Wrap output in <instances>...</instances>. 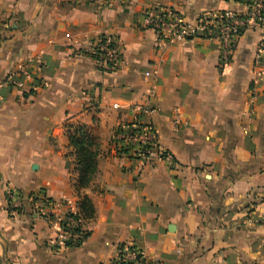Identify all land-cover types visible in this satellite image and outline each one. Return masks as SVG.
Segmentation results:
<instances>
[{
    "label": "crops",
    "instance_id": "0c3cea01",
    "mask_svg": "<svg viewBox=\"0 0 264 264\" xmlns=\"http://www.w3.org/2000/svg\"><path fill=\"white\" fill-rule=\"evenodd\" d=\"M157 6L187 21L241 10L223 0H0V264H117L121 247L143 255L131 264H264L259 33L244 31L221 65L210 40L158 47L142 25V12ZM102 37L119 44L115 71L91 57ZM22 74L19 90L10 80ZM146 103L148 118L139 112ZM136 116L152 124L172 164L118 150L116 130ZM77 124L97 143L96 171L79 197L66 133ZM7 188L24 201L16 215ZM37 192L52 202L49 220L30 211L26 199ZM83 197L94 211L79 217L87 237L53 245L56 221L78 215Z\"/></svg>",
    "mask_w": 264,
    "mask_h": 264
},
{
    "label": "built area",
    "instance_id": "2783aa9c",
    "mask_svg": "<svg viewBox=\"0 0 264 264\" xmlns=\"http://www.w3.org/2000/svg\"><path fill=\"white\" fill-rule=\"evenodd\" d=\"M238 5L241 10H224L200 13L193 21L185 20L178 12L166 7H149L142 12V25L153 32L157 46L167 49L185 40L204 39L219 45L220 64L228 62L240 35L246 30H257L259 40L254 54V78H262L261 68L264 57V0H223ZM91 54L96 66L100 69L115 71L121 65V51L119 44L110 37H102L92 45ZM154 73L150 70L144 72V78L152 79ZM21 80H10L11 86L23 89L26 85L24 74ZM33 87V86H32ZM115 108H118L115 105ZM139 112L143 117H150L154 109L149 103L142 105ZM118 150H128L129 153L144 163H154L163 160L172 164L169 155L164 154L156 145V132L151 123H132L130 127L121 129L116 135ZM8 212L12 215L20 213L23 209L21 195L7 188L4 193ZM30 211L35 216L49 220L52 202L41 192L31 194L27 199ZM264 223V216L261 218ZM58 234L52 242L57 247L76 246L84 239V232L80 227V218L75 212L67 213L57 220ZM117 264L123 262L131 264L144 262L143 255L137 250H120L116 258Z\"/></svg>",
    "mask_w": 264,
    "mask_h": 264
},
{
    "label": "trees",
    "instance_id": "16d2710c",
    "mask_svg": "<svg viewBox=\"0 0 264 264\" xmlns=\"http://www.w3.org/2000/svg\"><path fill=\"white\" fill-rule=\"evenodd\" d=\"M93 58V55H91ZM21 80V77L18 78ZM134 124H139V116H136ZM131 126V125H130ZM129 126V127H130ZM68 144L71 148L72 155L74 157V170L76 172V181L74 183V191L80 196V192L87 188L90 183L92 176L96 171L95 159L96 153L94 152V147L97 146L95 138H93L87 131L86 127L80 124L77 125H68L66 127ZM120 132L116 130L115 135ZM125 154H128V150H120ZM164 154H166L164 152ZM78 202V215L81 219H91L93 217V207L88 199L85 197L80 198ZM87 237V234L84 233V238ZM121 247V246H120ZM123 247L119 248V250ZM132 250V249H131ZM120 264H125L120 262ZM129 264V263H128Z\"/></svg>",
    "mask_w": 264,
    "mask_h": 264
}]
</instances>
